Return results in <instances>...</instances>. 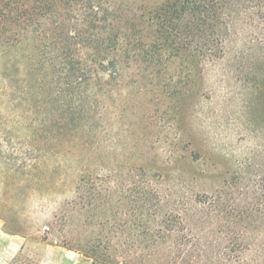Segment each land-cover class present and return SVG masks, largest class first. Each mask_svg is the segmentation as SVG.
<instances>
[{
	"label": "rangeland",
	"instance_id": "obj_1",
	"mask_svg": "<svg viewBox=\"0 0 264 264\" xmlns=\"http://www.w3.org/2000/svg\"><path fill=\"white\" fill-rule=\"evenodd\" d=\"M104 1L111 13L130 17L144 12L153 18L154 9L168 2ZM116 19L111 16L109 23ZM231 26L222 55L205 64L187 61L184 54L167 47L171 54L149 67L135 62V56L127 58L124 45L108 54L115 67L104 71L96 60L88 87L82 84L78 96L63 93L58 99L65 107L84 106L98 119L103 126L96 136L99 145L91 150L81 130L73 137L65 135L76 145L74 151L46 156L40 165L45 181L32 179L26 131L11 132L30 120L20 113L30 102L15 108L17 102L9 103L10 93L0 90V128L10 131L0 139V264L16 256L35 264H92L77 245L65 243V237L98 234L104 216L139 223L145 215L141 199L145 181L182 215L194 199L219 193L229 203H244L247 192L264 179V27L241 22ZM141 27L144 41L163 43L155 26ZM94 57L87 56V62ZM24 58L22 51L13 54V82L20 100L21 89L32 81ZM2 85L9 84L0 77ZM76 180L80 194L89 181L109 187L92 206L73 210L66 201L74 197ZM128 262L118 255L114 264Z\"/></svg>",
	"mask_w": 264,
	"mask_h": 264
},
{
	"label": "trees",
	"instance_id": "obj_2",
	"mask_svg": "<svg viewBox=\"0 0 264 264\" xmlns=\"http://www.w3.org/2000/svg\"><path fill=\"white\" fill-rule=\"evenodd\" d=\"M154 11V18L144 12L127 17L111 13L104 0H0V77L9 84L0 90L10 93L9 103L17 102L15 108L30 102L20 112L30 120L15 125L11 132L24 129L27 133L34 181H45L40 177V165L46 156L74 151L76 145L69 144L65 135L73 137L81 130L88 136L91 150L99 145L96 136L103 126L98 119L84 106L65 107L58 99L63 93L78 96L82 84L88 87L96 60L104 71L115 67V59L108 54L124 45L127 58L135 56V62L144 61L149 67L154 61L162 63L167 47L184 54L187 61L205 64L222 55L232 24L264 27V0H168ZM111 16H117V23H109ZM144 24L155 26L163 43L144 41ZM15 51L24 52L23 67L32 80L21 89L23 100L16 98L19 90L13 82ZM88 53L95 54L90 63ZM104 60L108 65L101 63ZM64 115L66 122L61 120ZM8 134L9 130L0 128V139ZM80 187L76 180L74 197L66 201L73 210L102 199L109 184L99 188L89 181L84 194ZM247 193L244 203H229L220 193L194 199L182 215L177 205L168 207L145 181L141 198L145 215L139 223L104 216L98 234L65 237L64 242L77 245L92 264H114L118 255L128 258L127 264H264V179ZM153 198L156 205L151 203ZM8 264L35 263L16 256Z\"/></svg>",
	"mask_w": 264,
	"mask_h": 264
},
{
	"label": "crops",
	"instance_id": "obj_3",
	"mask_svg": "<svg viewBox=\"0 0 264 264\" xmlns=\"http://www.w3.org/2000/svg\"><path fill=\"white\" fill-rule=\"evenodd\" d=\"M0 231L2 232V229H0Z\"/></svg>",
	"mask_w": 264,
	"mask_h": 264
}]
</instances>
